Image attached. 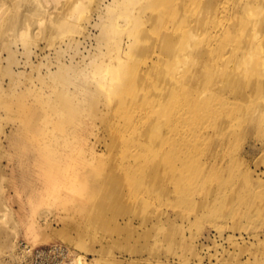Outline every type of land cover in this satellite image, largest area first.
<instances>
[{
    "label": "rangeland",
    "instance_id": "1",
    "mask_svg": "<svg viewBox=\"0 0 264 264\" xmlns=\"http://www.w3.org/2000/svg\"><path fill=\"white\" fill-rule=\"evenodd\" d=\"M206 1L0 0V264H264V57L210 67Z\"/></svg>",
    "mask_w": 264,
    "mask_h": 264
},
{
    "label": "bare ground",
    "instance_id": "2",
    "mask_svg": "<svg viewBox=\"0 0 264 264\" xmlns=\"http://www.w3.org/2000/svg\"><path fill=\"white\" fill-rule=\"evenodd\" d=\"M159 1L165 2L166 0ZM220 1L221 0H207L204 4V10L205 12H207L209 17L215 16L218 11L228 13L227 21L221 23L220 26L218 24L216 26V28L218 27L217 31L215 28V32L211 34V37L210 35H207L208 50H206V53H208L210 60L213 63L210 64V67L216 69L215 66H217V63L228 61V56L231 55V52H228L231 50L234 55L232 56L233 58L238 59L241 57V63H250V61H254L257 55L260 53L264 57L263 50L258 49L259 44L264 45V11L262 13L257 12V14L256 11H254L256 5L264 6V0H230L229 4L231 5H228L227 8H224L222 10L221 6L223 5L222 3H220ZM260 33H262V36L260 35ZM190 36L191 37H188L187 40L188 44L192 43V38L194 37L192 32H190ZM174 40L175 36L173 33H171L170 35L166 34V36L162 37L163 43L161 41V47H163L165 51L170 52V55H173V57L185 54L183 51V46H180L181 48L177 50ZM129 42L124 44L127 45V48L132 47V45H134L135 43L133 42V40ZM202 53H204V51H202ZM197 54L201 53L198 52ZM226 54H228L227 57ZM229 66L230 65H228V67ZM201 72H203L201 67H198L192 74L196 78V83L197 78L202 74ZM225 72L228 76V81L226 83L227 89H236L241 84L242 87H246L244 86V82L241 81V78H235V75L238 74V70L235 73V70H231L230 68H228L225 69ZM204 75L205 77L209 78L207 72H205ZM251 86L254 90H260L264 88V84L254 79L251 83ZM207 91L208 90L202 92V94L204 95V93H206ZM241 94L242 93L240 90L236 91L237 96H240ZM260 121L262 120L258 119L254 124L256 126H261ZM207 238H209V236ZM47 245L53 246L55 250L58 249L63 254L64 264H90L88 258L86 257L87 255L82 256L83 254L80 255L67 245L61 243H53ZM42 246L46 245L36 246L24 240L12 241V244L9 246L7 256L15 264H25L29 258L28 254H31L35 247L38 248ZM38 263L41 264V262ZM59 263L62 264V259H59ZM33 264H35V262H33Z\"/></svg>",
    "mask_w": 264,
    "mask_h": 264
},
{
    "label": "built area",
    "instance_id": "3",
    "mask_svg": "<svg viewBox=\"0 0 264 264\" xmlns=\"http://www.w3.org/2000/svg\"><path fill=\"white\" fill-rule=\"evenodd\" d=\"M28 255L29 258L25 264H33V262L35 264H39L38 262H41V264H60L59 259H62V264H64L63 254L58 249L55 250L51 245L35 247L31 254Z\"/></svg>",
    "mask_w": 264,
    "mask_h": 264
}]
</instances>
